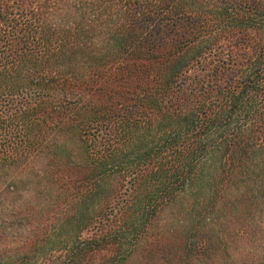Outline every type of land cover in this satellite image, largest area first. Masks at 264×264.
I'll return each mask as SVG.
<instances>
[{
    "label": "trees",
    "instance_id": "trees-1",
    "mask_svg": "<svg viewBox=\"0 0 264 264\" xmlns=\"http://www.w3.org/2000/svg\"><path fill=\"white\" fill-rule=\"evenodd\" d=\"M204 180L264 231V0H0V214L62 243L2 264L162 257L157 218Z\"/></svg>",
    "mask_w": 264,
    "mask_h": 264
},
{
    "label": "rangeland",
    "instance_id": "rangeland-1",
    "mask_svg": "<svg viewBox=\"0 0 264 264\" xmlns=\"http://www.w3.org/2000/svg\"><path fill=\"white\" fill-rule=\"evenodd\" d=\"M197 184V190L180 194L179 198L169 204L156 220L155 231L162 234L163 242H167L163 256L158 254L150 257L145 251L137 250L132 256L120 264H264V231L250 233V217L260 213V208L250 210V200L243 205L236 193H225L221 203L205 202L203 196L207 193V181ZM241 186V184L239 185ZM30 184L23 182L21 192L27 196ZM230 192V191H229ZM17 195V194H16ZM22 198L17 204L23 202ZM92 204V199H90ZM257 213V214H258ZM8 214H0V223L7 221L4 226L12 225L6 231L0 230V253L7 257L8 262L19 261L20 257L28 256L30 250L36 246L50 248L47 254L54 260L58 248V236L53 230L38 237L35 245L26 249L24 242L26 235L23 225L24 218L18 217V222H10ZM254 219V218H253ZM264 227V221H263ZM23 232V236L20 233ZM2 235V236H1ZM24 237V240L22 238ZM254 239V240H253ZM27 242V239H26ZM191 242H208L206 249L209 253L194 257L186 256L187 244ZM133 243V242H132ZM211 254V256H209ZM40 258L44 257L39 254ZM10 258V259H9ZM28 264H42L34 262L36 256H31ZM38 258V257H37ZM99 259V258H98ZM91 259L86 264H110V260ZM0 264H2L0 262Z\"/></svg>",
    "mask_w": 264,
    "mask_h": 264
}]
</instances>
